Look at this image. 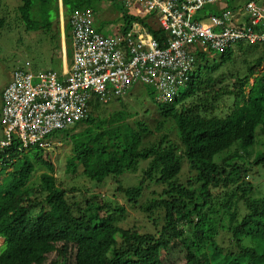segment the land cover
Listing matches in <instances>:
<instances>
[{"label":"trees","instance_id":"trees-1","mask_svg":"<svg viewBox=\"0 0 264 264\" xmlns=\"http://www.w3.org/2000/svg\"><path fill=\"white\" fill-rule=\"evenodd\" d=\"M22 1L17 10L30 26L33 13L55 0ZM98 1L62 0L65 28L72 32L75 11L100 14ZM232 2L225 0L223 10ZM120 10L124 17L102 23L114 21L127 33L137 17L124 5ZM2 11L0 33L8 23ZM144 24L162 47L168 43L157 19L148 16ZM56 47L62 49L61 41ZM193 55L195 66L177 96L164 101L156 95L153 114L132 111L124 96L104 102L94 95L86 118L45 135L49 146L26 147L17 135L3 145L1 127L0 237L6 246L0 264H177L169 256L176 249L181 264H264V43L237 41L212 63L208 52ZM26 61L34 71H55ZM59 140L74 145L64 168L69 189L57 175ZM185 161L190 175L183 182ZM102 179L119 185L123 203L103 193ZM133 211L143 222L137 238L136 224L124 227Z\"/></svg>","mask_w":264,"mask_h":264},{"label":"built area","instance_id":"built-area-1","mask_svg":"<svg viewBox=\"0 0 264 264\" xmlns=\"http://www.w3.org/2000/svg\"><path fill=\"white\" fill-rule=\"evenodd\" d=\"M137 18L127 33L105 35L97 21L105 19L93 9L75 11L73 60L65 58L62 76L52 70L34 71L29 61L17 65L4 88L2 144L19 136L26 147L49 146L45 135L70 128L89 113V101L104 102L125 96L142 81L156 87L159 99L171 101L195 66L194 53L225 51L235 42L264 43V0H248L244 7L223 10L225 0H116ZM215 6L223 12L209 13ZM221 8V9H220ZM120 10L112 18L123 16ZM155 15L169 33L162 47L144 20ZM104 18H103V17Z\"/></svg>","mask_w":264,"mask_h":264},{"label":"rangeland","instance_id":"rangeland-1","mask_svg":"<svg viewBox=\"0 0 264 264\" xmlns=\"http://www.w3.org/2000/svg\"><path fill=\"white\" fill-rule=\"evenodd\" d=\"M3 1V0H2ZM114 1V0H113ZM113 1L110 0H99L97 2L98 10L100 14L105 13V19L107 20H116L112 19L118 12L119 8L122 5L113 4ZM248 0H233L231 9L235 7H244ZM9 4L10 10L7 13V7L5 3ZM22 0H6L2 5L1 10L3 9V14L7 16V25L6 29L2 30L0 33V106L2 102V90L11 80V72L17 65H22L27 60V58L31 59L34 62V69H53L60 76H62L64 71V61L67 57L68 63L71 65L73 60V35L71 30L65 28V18L64 9L62 5V0H55L52 3V6L49 8H44L43 11L38 9L32 15L33 22L28 26V22L25 21L21 17L20 11L17 8L22 4ZM59 2V3H58ZM59 4V6H57ZM96 5V6H97ZM56 6L59 9L57 14ZM0 10V11H1ZM68 14V13H67ZM66 14V15H67ZM63 17V21L62 18ZM103 17V16H102ZM149 17H155V15L151 14ZM104 18V17H103ZM64 23V25L62 24ZM102 20H98L96 27L97 30L105 35H117L120 32L118 31L117 23L107 22L106 24L102 23ZM46 23L50 24V29H47ZM60 25V28L58 26ZM45 26V27H43ZM60 29V35L58 32ZM67 30V33L65 32ZM65 39V47L63 45ZM61 41L62 49H57L56 45ZM209 62L212 63L214 58L220 56V51H212L209 53ZM255 83V76L253 75L248 84L247 91H249L250 87ZM157 92L154 91V88L145 84L144 82H136L134 86L128 91V93L123 97V102L127 104L132 111L139 110L143 112L145 109L150 108L152 111L150 114H153L158 109V105L154 101V97L156 98ZM114 99V98H113ZM232 102V98L228 99ZM227 103V102H225ZM115 103L112 102V105ZM223 104V100L220 102V106ZM230 107V104L227 105V108ZM223 109L216 110V113H223ZM0 132H1V124H0ZM171 138L176 142H179V138L174 133H171ZM58 146L54 149V156L59 157L60 171L57 173L59 176V181L69 189L71 187L72 179L70 175H67L64 172L65 164L67 162L68 156H70L74 150V145L71 141H58ZM262 146H257L256 149L260 150ZM59 163V164H60ZM186 161L184 162L183 171L180 175V180L186 182L189 178V167L186 165ZM42 170H38L35 173V179L39 180L40 174ZM128 175H124L123 181L125 186H130L131 182L128 180ZM87 183L88 180L84 179ZM80 181L83 182V178H80ZM103 193H108L109 196L116 198L120 203L124 202L122 198V194L120 193L119 185H116L115 181H105L101 180ZM111 190H110V188ZM74 190V189H73ZM133 215L131 217V221L129 224H124L125 228H128L132 225H137L138 232L133 238L140 237L141 231H143V222L138 223L137 220H134L136 213L133 211ZM138 217V215H137ZM145 218V216H143ZM6 246V239L0 237V251L4 249ZM173 261L177 264H181L183 259L181 258L180 250H173L169 255Z\"/></svg>","mask_w":264,"mask_h":264},{"label":"clouds","instance_id":"clouds-1","mask_svg":"<svg viewBox=\"0 0 264 264\" xmlns=\"http://www.w3.org/2000/svg\"><path fill=\"white\" fill-rule=\"evenodd\" d=\"M61 18L63 19V17H61ZM62 24L64 25L63 22H62ZM64 47H65V44H64ZM10 81H11V80H10ZM10 81H9V82H10ZM7 85H8V84H7ZM7 85H6V86H7ZM6 86H5V87H6ZM5 87H4V88H5ZM4 88H3V90H4ZM3 90H2V93H3ZM112 97H113V96H112ZM1 98H2V96H1ZM2 102H3V98H2ZM3 105H4V104L1 103V107H0V124H1V127H3V126H2V122H1L2 115H3ZM74 125H75V124H74ZM74 125H72V126H74ZM72 126H71V127H72ZM67 129H68V128H67Z\"/></svg>","mask_w":264,"mask_h":264},{"label":"crops","instance_id":"crops-1","mask_svg":"<svg viewBox=\"0 0 264 264\" xmlns=\"http://www.w3.org/2000/svg\"><path fill=\"white\" fill-rule=\"evenodd\" d=\"M65 44V39H64V43H63V45ZM66 59H67V57H66ZM2 103V102H1ZM1 107V106H0Z\"/></svg>","mask_w":264,"mask_h":264},{"label":"water","instance_id":"water-1","mask_svg":"<svg viewBox=\"0 0 264 264\" xmlns=\"http://www.w3.org/2000/svg\"><path fill=\"white\" fill-rule=\"evenodd\" d=\"M62 21H63V19H62Z\"/></svg>","mask_w":264,"mask_h":264}]
</instances>
